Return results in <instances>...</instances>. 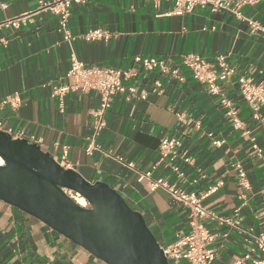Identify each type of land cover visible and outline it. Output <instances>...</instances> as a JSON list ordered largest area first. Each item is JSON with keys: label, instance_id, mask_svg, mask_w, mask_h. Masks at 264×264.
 <instances>
[{"label": "crops", "instance_id": "obj_1", "mask_svg": "<svg viewBox=\"0 0 264 264\" xmlns=\"http://www.w3.org/2000/svg\"><path fill=\"white\" fill-rule=\"evenodd\" d=\"M41 0H0V23L36 10ZM50 1V0H42ZM173 3L154 0H86L72 4L66 43L58 31V19L49 12L32 16L18 29L0 28V102L15 98L18 107L0 108L1 129L18 139L36 144L55 160V144L67 146L69 169L90 183L105 182L145 217L157 240L165 247L185 233L187 212L161 189L149 192L137 181V172L149 170L158 160L161 138L177 135L180 149L194 159L193 167L181 166L182 181L161 166L155 177H164L186 192L201 195L216 182L222 186L202 201L217 217L229 216L240 208L237 228L204 220L217 235L211 244L210 264H233L247 248V241L264 234V105L260 121L252 119L250 108L241 100L236 84L240 76L258 82L264 79V5L246 6L241 13L259 22L263 31L249 34L245 22L223 12L194 10L171 15ZM101 29L107 40L85 41L83 34ZM199 55L207 61L226 58L233 77L221 83L238 109L243 129L236 130L219 107L182 68L184 80L156 72L139 71L127 85L145 100L126 101L115 95L106 116V127L95 140L101 151L85 154L91 134L90 111L97 107L95 92L68 93L61 113L52 97V86L63 82L71 56L89 67L127 70L133 58L168 60L179 67L180 56ZM159 93H152L155 83ZM197 124L199 128L197 127ZM247 134L244 136L243 132ZM223 144L214 148L207 134ZM253 142L262 150L252 149ZM118 159H122L119 162ZM132 164L135 171L126 164ZM246 174V187L238 182L235 165ZM0 264H104L87 251L52 231L38 220L0 202Z\"/></svg>", "mask_w": 264, "mask_h": 264}, {"label": "built area", "instance_id": "obj_2", "mask_svg": "<svg viewBox=\"0 0 264 264\" xmlns=\"http://www.w3.org/2000/svg\"><path fill=\"white\" fill-rule=\"evenodd\" d=\"M85 1L41 0L38 2L34 12L4 20L0 23V28L18 29L28 23L32 16L49 12L58 19V31L62 35V40L69 43L73 39L68 29L71 6L72 4L84 3ZM161 1H171L173 3L171 15L182 16L197 9L208 10L212 13L223 12L245 22L250 35L263 31L259 22L244 17L241 9L257 4L264 5V0H154V3L157 5ZM0 7L4 8L3 5H0ZM108 38L109 34L101 29L88 30L82 36L85 41L107 40ZM133 65L136 67L127 70L96 66L89 67L76 60L72 55L70 67L64 75L63 82L52 86V97L57 101L61 113L64 111V98L68 93L95 92L97 94V107L90 111L91 134L88 137V144L85 148L86 155H91L96 150L101 151L99 146L95 144V140L106 127V116L111 108L112 98L115 95L124 96L126 101L146 99V94L139 95L134 86L126 84L127 81L135 78L139 71L170 75L180 81L184 79L179 76V69L182 68L188 71L192 79L203 86L209 96L217 99L219 107L224 110V114L230 120L232 127L236 130L243 129V122L238 116L236 105L227 97L221 87V83L230 80L234 75L233 69L227 65L224 56H215L213 61L209 62L199 55L186 54L180 56L179 67L170 66L168 60L135 56ZM236 84L241 100L252 112V119L260 121V109L264 105V79L255 82L248 77L240 76ZM155 85L152 93H159L160 90L157 88L160 85L157 82ZM5 105L17 108L18 101L15 98H6L0 102V108ZM196 128H199L198 124ZM0 130H2L1 122ZM7 134L13 139H18L22 135L21 133L14 135L10 132ZM246 134L247 132L244 131L243 135L245 136ZM207 136L214 148H218L224 143L223 140L216 138L212 133H208ZM180 145V138L177 135H168L161 138L158 146L159 157L157 162L147 171H136L137 181L143 183L149 192H154L157 189L165 191L171 198L180 203L187 212L188 230L185 233L178 234L175 240L163 249L166 258L174 264H210L215 255L214 250L210 246L217 238V235L209 231L203 225V221L214 220L217 221L219 226L235 229L241 221L240 208H235L229 216L217 217L202 206V201L222 186L220 181L209 186L203 194L197 195L194 192L184 191L164 177L154 176V173L161 166L177 180H184L185 174L181 166L193 167L195 162L186 151L180 149ZM55 147L60 150V157L56 162L64 169H69L67 146L55 144ZM252 149L258 154L262 153V150L258 148L253 140ZM118 161L122 162V159H118ZM126 166L135 171L132 164L129 163ZM234 168L238 174L239 184L246 187L244 170L238 164ZM84 207H87V205ZM247 243L246 253L233 264H264V234L260 233L253 236L252 242L247 241Z\"/></svg>", "mask_w": 264, "mask_h": 264}, {"label": "water", "instance_id": "obj_3", "mask_svg": "<svg viewBox=\"0 0 264 264\" xmlns=\"http://www.w3.org/2000/svg\"><path fill=\"white\" fill-rule=\"evenodd\" d=\"M0 202L104 264H174L143 214L105 182L90 183L47 152L0 130ZM82 199L80 206L73 197Z\"/></svg>", "mask_w": 264, "mask_h": 264}, {"label": "bare ground", "instance_id": "obj_4", "mask_svg": "<svg viewBox=\"0 0 264 264\" xmlns=\"http://www.w3.org/2000/svg\"><path fill=\"white\" fill-rule=\"evenodd\" d=\"M0 164H1V161H0ZM74 199H75V201L80 205V206H85L86 204H85V202L82 200V199H80V198H78V197H73Z\"/></svg>", "mask_w": 264, "mask_h": 264}]
</instances>
